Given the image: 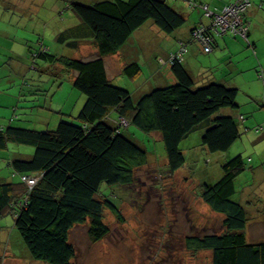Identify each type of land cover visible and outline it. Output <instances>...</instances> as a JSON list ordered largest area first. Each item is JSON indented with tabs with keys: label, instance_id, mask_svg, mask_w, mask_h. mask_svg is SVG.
Returning <instances> with one entry per match:
<instances>
[{
	"label": "trees",
	"instance_id": "trees-1",
	"mask_svg": "<svg viewBox=\"0 0 264 264\" xmlns=\"http://www.w3.org/2000/svg\"><path fill=\"white\" fill-rule=\"evenodd\" d=\"M193 1L197 6L208 5ZM40 4L41 8L44 2ZM189 6L204 17L199 7L190 2ZM263 6L264 0L260 4ZM26 8L32 12V8ZM69 9L78 21L61 30L56 41L76 52H80L82 41H88L96 52L74 59L40 43L35 57L53 68L48 75H59L57 64L60 71L73 72L72 86L84 99L79 113L71 117L73 121L61 118L54 128L48 124L41 130L0 124L1 152H8L10 144L33 149L28 156L20 148L14 152L16 156L8 162L12 179L0 178V218L11 215L13 228L31 258L46 264L71 263L75 249L69 242V233L74 226L88 221L89 237L101 241L110 231L104 223L105 209L123 220L114 200L102 193V187L131 185L135 169L147 163V150L131 135L130 127L146 134H160L170 173L184 166L181 143L194 132H202L200 143L209 153L228 151L241 135L235 116L238 90L215 82L194 86L180 60L183 46L169 55L174 83L133 94L108 78L104 58L122 50L147 22L167 35L183 26L184 16L166 0H71ZM204 19L207 24H198L193 30L209 27L210 21ZM246 21L249 22L247 18ZM249 27L246 39L233 37L251 45ZM206 32L212 39L211 50L215 35H230ZM190 37L200 44L193 40L192 31ZM141 72L136 61L122 69L125 81L139 78ZM260 75L264 80L262 71ZM59 79L60 75L54 82ZM244 169V159L236 155L222 164V176L215 183L201 184L200 197L212 211L224 216V231L188 236L185 245L187 250L210 251L212 264H264V241H247V212L233 199L234 181ZM23 178H33L34 183L28 184Z\"/></svg>",
	"mask_w": 264,
	"mask_h": 264
},
{
	"label": "rangeland",
	"instance_id": "rangeland-1",
	"mask_svg": "<svg viewBox=\"0 0 264 264\" xmlns=\"http://www.w3.org/2000/svg\"><path fill=\"white\" fill-rule=\"evenodd\" d=\"M69 1L45 0L40 8L39 1L0 0L1 125L41 130L46 128L47 123L54 128L61 118L73 121L71 117L79 113L84 99L72 86L73 72L60 71L59 65H55L60 79L54 82L59 75H48L53 68L35 57L40 43L56 54L74 59L91 56V50L96 52L93 45L87 52H76L56 41L61 30L78 21L69 9ZM166 1L179 12L190 14V18L192 16L197 21L204 18L201 12L190 8V0ZM25 4L32 8V12ZM110 60V57H105V64ZM256 82L262 95L264 89L257 74ZM254 102L257 111L250 120L264 119V108L260 106L264 103V94ZM242 121L243 116H239L240 136L243 135ZM256 126L253 127L255 132H263L261 125ZM129 129L131 135L146 148L147 163L135 169L131 185L102 187V193L114 200L123 220L105 209L104 223L110 231L101 241H93L89 237L88 221L74 226L69 233V242L75 249V257L70 264H212L210 251L187 250L185 245L188 236L221 234L224 231V216L212 211L200 197L201 184L215 183L222 176L220 164L229 159L228 155L232 158L241 153L245 169L235 180L236 194L233 199L247 209L248 218L253 217L255 205L259 209L264 205L260 195L252 191L264 188V152L261 150L250 163L248 157L251 155L248 150L244 152L243 147L252 146V143L248 137H242L244 141H236L228 153H209L201 146L202 132H195L181 143L186 160L184 166L170 173L160 134H146L134 127ZM252 138L253 142H258L255 145L257 148L264 145L263 140ZM19 148L25 153L33 151L31 147L10 144L8 152L0 151V154L7 156L9 152H18ZM0 165L4 166L3 161ZM246 199L252 204H248ZM1 219L3 227H6L4 233L0 232L2 242L16 255L9 263L46 264L31 258L21 236L13 228V217L6 214ZM246 227V239L252 243L250 230L256 225L247 224ZM260 239H264V233Z\"/></svg>",
	"mask_w": 264,
	"mask_h": 264
},
{
	"label": "crops",
	"instance_id": "crops-1",
	"mask_svg": "<svg viewBox=\"0 0 264 264\" xmlns=\"http://www.w3.org/2000/svg\"><path fill=\"white\" fill-rule=\"evenodd\" d=\"M39 1L44 2L45 0ZM196 1L220 9L232 0ZM251 1L252 5L246 14V18L250 23L249 40L252 46L247 45L246 42L237 37L230 35H215L212 50L210 52H204L202 46L193 42L190 35L196 25L207 24V21L204 18L197 21L192 18V16L190 18V14L180 12L185 18V23L170 35L164 34L153 24L146 23L133 33L132 38L122 50L114 55L107 56L111 59L108 64H106L108 78L110 80H116L120 85L131 89L133 94H138L155 86L174 83L175 77L168 61L169 55L183 46L184 48L182 47L180 60L192 78L194 86L200 87L215 82L224 83L238 90V108L235 111V116H237L238 119L239 116H243V121L241 122L243 124V135L240 136L237 141L240 140L243 142L244 140L242 137H248V139H250L252 146H247V148L244 146L243 151L246 152L248 150L251 155V157L249 156L248 158L251 159L250 163H252L255 156L261 153V150L264 152V145L257 148L255 145L258 142H253L255 140L252 138L257 137L256 140L264 141V129L262 130L263 132H261V130L255 132L253 128L256 125V127H258V125L263 127L264 119L250 120L252 114L257 111V104L254 101H258L264 94L263 92L261 95L260 85L256 82L257 74L264 89V80L259 76L261 71L264 73V6L260 7L262 0ZM91 45L92 44L88 43V41H82L79 44V49L80 51L87 52ZM94 53L95 52L91 50L89 54L93 55ZM133 61L140 64L142 71L141 76L133 80L125 81L126 78L123 77L122 69L127 63ZM260 106L264 108V103H262V105L260 103ZM196 132L201 133L200 130ZM204 150L207 151L206 149ZM229 150L224 153H228ZM22 154L28 156V153H25L24 150ZM237 155L242 154L238 153ZM15 156L14 153L11 154L10 152L7 156H1L0 154V161L4 163L3 167L0 165V178L12 179V169L8 165V162ZM228 158L231 159L229 155ZM223 163L220 164V169ZM251 170H253V168H251ZM252 191L259 194L262 202H264V188H255ZM255 193L254 195H256ZM246 201L248 204H252L251 200L246 199ZM263 206L264 205H261L259 209L255 205L254 211L252 210L254 216L251 218L247 217L248 225H256L255 229L250 230V240L252 243L264 241V239H260L264 233V229H261V227H264ZM245 210L247 212L246 208ZM5 228L6 227H3V219L0 218L1 234L6 231ZM7 228H9V225H7ZM15 258L16 255L9 251L8 245H4L0 237V264H11L9 262Z\"/></svg>",
	"mask_w": 264,
	"mask_h": 264
},
{
	"label": "built area",
	"instance_id": "built-area-1",
	"mask_svg": "<svg viewBox=\"0 0 264 264\" xmlns=\"http://www.w3.org/2000/svg\"><path fill=\"white\" fill-rule=\"evenodd\" d=\"M190 4L193 7L197 6L193 0H190ZM251 4V0H234L223 6L221 10L212 9L208 5L197 6L202 10L204 17L210 21V25L209 27L202 26L194 29L192 31L193 40L201 44L204 52H209L211 50L210 44L212 39L211 36L207 35V30L216 34H230L232 36H239L242 39H246L249 22L246 21L245 16L251 7ZM179 51L182 52V49ZM179 57L180 53L177 54V58ZM23 179L28 184L34 183L33 178Z\"/></svg>",
	"mask_w": 264,
	"mask_h": 264
}]
</instances>
